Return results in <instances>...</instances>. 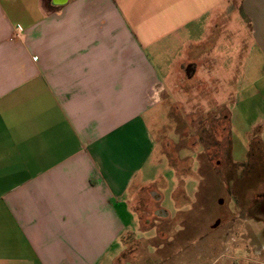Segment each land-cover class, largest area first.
<instances>
[{
  "label": "crops",
  "instance_id": "obj_1",
  "mask_svg": "<svg viewBox=\"0 0 264 264\" xmlns=\"http://www.w3.org/2000/svg\"><path fill=\"white\" fill-rule=\"evenodd\" d=\"M235 13L248 36L216 133L236 119L264 151V0H0V264H108L153 108L186 68L211 74Z\"/></svg>",
  "mask_w": 264,
  "mask_h": 264
},
{
  "label": "rangeland",
  "instance_id": "obj_2",
  "mask_svg": "<svg viewBox=\"0 0 264 264\" xmlns=\"http://www.w3.org/2000/svg\"><path fill=\"white\" fill-rule=\"evenodd\" d=\"M227 28L234 36L216 46L211 74L200 70L189 83L184 79L194 70L186 68L175 94L169 86L153 108L147 121L157 147L142 171V189L128 198L124 244L108 264H264V151L236 119L229 143L226 132L216 133L226 123L213 97L225 106L238 89L248 36L238 13ZM211 76L221 83L206 82ZM200 97L209 98L210 109Z\"/></svg>",
  "mask_w": 264,
  "mask_h": 264
}]
</instances>
